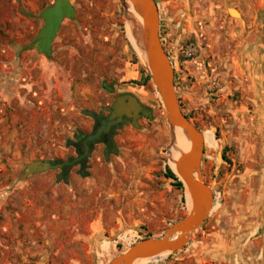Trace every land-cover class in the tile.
Wrapping results in <instances>:
<instances>
[{
	"label": "crops",
	"instance_id": "crops-1",
	"mask_svg": "<svg viewBox=\"0 0 264 264\" xmlns=\"http://www.w3.org/2000/svg\"><path fill=\"white\" fill-rule=\"evenodd\" d=\"M54 1L14 0L13 20L22 19L24 26L0 29V264H98L107 255L102 245L112 250L108 239L160 237L187 212L182 190L166 174L167 169L173 171L160 149L164 137L155 135L156 127L147 130L145 120L118 133L117 155L105 157L97 148L84 175L72 171L63 179L59 169L40 167L74 157L68 143L78 133H90L93 125L83 112L97 111L98 71L128 59L127 27L136 28L121 2L108 13L116 25L110 16L112 25L103 26L97 35L90 27L80 39L72 31L70 38L80 53L84 50L91 76L79 78V84L72 80L68 85L73 92L67 94L59 59L65 44L60 28L64 20L78 19L79 10L68 0L73 15L62 20L47 46L40 38L46 24L42 14ZM88 11L84 6L81 14ZM84 16L81 24L87 20ZM127 65L118 82L126 83L124 94L147 107L143 87L129 84L137 77ZM80 66L71 64L73 74ZM35 164L39 167L28 173ZM175 254L179 264H197L187 250Z\"/></svg>",
	"mask_w": 264,
	"mask_h": 264
},
{
	"label": "rangeland",
	"instance_id": "rangeland-1",
	"mask_svg": "<svg viewBox=\"0 0 264 264\" xmlns=\"http://www.w3.org/2000/svg\"><path fill=\"white\" fill-rule=\"evenodd\" d=\"M2 1L0 29H22L23 20H13L17 18L14 0H0V4ZM70 1L78 7L79 18L88 16L82 24L79 18L64 20L60 28L65 44L59 59L65 67L67 94L73 92V85H68L72 80L79 84V78L84 81L91 76L85 66L89 61L84 50L80 53L73 45L71 32L80 39L89 27L92 35L101 33L103 26L111 24V18L116 25V18L108 13L114 4L121 5L120 0ZM153 1L159 41L170 61L181 112L204 139L200 172L213 194L209 216L183 251L194 256L197 264H264V0ZM84 6L89 11L82 15ZM11 20L13 23H9ZM129 41L130 53L124 63L115 61L111 65L115 68L98 71L96 113L105 102L110 104L124 94L126 83H119L117 78L128 62L131 76L137 77L129 84L143 87L140 91L145 92L152 113V121L145 120L143 125L147 130L156 127L155 135L164 137L160 149L169 164L174 133L156 89L151 81L145 82L148 73L134 50L132 37ZM189 46L194 54L186 58L183 50ZM112 58L116 54L108 61ZM73 62L81 64L75 74L71 70ZM81 106L83 110L84 103ZM182 192L186 199L184 188ZM186 210L185 215L189 211L187 199ZM146 238L108 239L112 250L107 252L108 244H103L107 255L100 257L98 264H109ZM176 257L175 253L160 255L136 264H179Z\"/></svg>",
	"mask_w": 264,
	"mask_h": 264
},
{
	"label": "water",
	"instance_id": "water-1",
	"mask_svg": "<svg viewBox=\"0 0 264 264\" xmlns=\"http://www.w3.org/2000/svg\"><path fill=\"white\" fill-rule=\"evenodd\" d=\"M120 1L124 5H126L125 1H128L133 11L141 19V23L139 24L141 37L140 51L144 58L148 77L164 106L166 121L173 133L175 128H180L190 142L189 152L179 157L175 162V172L172 171L182 183L183 188L188 190L191 198V209L186 215L166 229L160 237H149L141 240L109 262V264H135L162 254H174L183 251L188 245L191 236L209 216L213 204V194L203 182L200 172L201 156L203 154V147L200 142L201 133L181 112L174 91L173 72L170 61L158 37V13L154 1ZM231 10L228 11L229 15H231ZM72 15L73 9L68 0H55L54 5L43 12L42 16L46 24L40 34V38L45 40L47 46L59 29L62 20L65 17H72ZM105 110L111 112L110 119L125 116L131 118L133 120L132 125L137 127L136 117H132L131 113L135 114L143 111V108L134 97L126 95L116 97L110 108ZM143 113L151 119L149 111H143ZM83 115L92 119L99 118V116L95 117L91 112H83ZM37 167H39L37 164L30 166L28 173H32V170ZM40 167L60 169L62 165L44 163Z\"/></svg>",
	"mask_w": 264,
	"mask_h": 264
},
{
	"label": "flooded vegetation",
	"instance_id": "flooded-vegetation-1",
	"mask_svg": "<svg viewBox=\"0 0 264 264\" xmlns=\"http://www.w3.org/2000/svg\"><path fill=\"white\" fill-rule=\"evenodd\" d=\"M109 91H113V89H109ZM124 95L126 94L122 96ZM111 105L112 103L107 106H102L97 113H93L95 117L99 116V118L92 119L93 125L90 133H78L68 143V146L73 150L74 157H70L63 162H54V165H62L59 172L63 179L72 171H75L79 175L86 174L90 169V162H93L97 148H101V154L108 158L118 154V146L116 143L118 133L124 128H134V126L132 125L133 120L125 116L110 119L111 112H107L105 109L110 108ZM140 105L143 111H149L151 113V110L145 105ZM143 111L135 114L131 113L132 117H136L137 126L143 120L152 121V113L151 119H149Z\"/></svg>",
	"mask_w": 264,
	"mask_h": 264
},
{
	"label": "bare ground",
	"instance_id": "bare-ground-1",
	"mask_svg": "<svg viewBox=\"0 0 264 264\" xmlns=\"http://www.w3.org/2000/svg\"><path fill=\"white\" fill-rule=\"evenodd\" d=\"M125 3H126L128 9L130 11V14L133 16V18L135 19V22H136V28H134L135 26L133 24L128 25V27H127L128 38H130V40H131V37H132V43L134 46V50L139 55L141 61L144 63V58H143V55L140 51L141 37H140V32H139V24L141 23V19L133 11L131 4L128 1H125ZM173 135L172 136L174 138L173 139L174 144H173V149L170 148L172 150H170L171 151V160L169 161V164L171 166V169L175 172V162L179 159V157L181 155L189 152L190 142H189L187 136L183 133V131L180 128H175ZM200 142H201V145L203 147L204 146V139H203L202 135L200 136ZM184 189H185L186 199H187V202L189 205V210H190L191 209V198H190L188 190L186 188H184ZM166 255H168V254H162V256H166ZM151 259H153V258H151ZM148 260H150V259H148Z\"/></svg>",
	"mask_w": 264,
	"mask_h": 264
},
{
	"label": "trees",
	"instance_id": "trees-1",
	"mask_svg": "<svg viewBox=\"0 0 264 264\" xmlns=\"http://www.w3.org/2000/svg\"><path fill=\"white\" fill-rule=\"evenodd\" d=\"M149 81H150V79H149V77L147 76V77L145 78V82H149ZM187 119H189V118L187 117ZM223 160H225V157H223ZM166 174H167V176H168L169 178H171L172 180H174V182H175L174 186H175V187H177L179 190H183V185H182V183L178 180V178H176V176H175V175H174L169 169H167Z\"/></svg>",
	"mask_w": 264,
	"mask_h": 264
},
{
	"label": "built area",
	"instance_id": "built-area-1",
	"mask_svg": "<svg viewBox=\"0 0 264 264\" xmlns=\"http://www.w3.org/2000/svg\"><path fill=\"white\" fill-rule=\"evenodd\" d=\"M183 53L186 58H190L194 54V50L189 46L183 50Z\"/></svg>",
	"mask_w": 264,
	"mask_h": 264
}]
</instances>
